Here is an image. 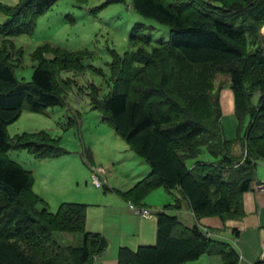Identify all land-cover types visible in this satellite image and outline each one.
I'll return each mask as SVG.
<instances>
[{
  "label": "trees",
  "instance_id": "1",
  "mask_svg": "<svg viewBox=\"0 0 264 264\" xmlns=\"http://www.w3.org/2000/svg\"><path fill=\"white\" fill-rule=\"evenodd\" d=\"M55 0L0 2V264H93L107 244L105 236L84 228L85 203L60 200L50 210L30 188V170L9 158V149L25 148L34 157L65 150L45 130L8 136L5 124L20 108L41 111L61 102L53 80L55 65L80 64L75 52L54 50L53 57H32L29 80L13 74L10 35L29 32L34 18ZM134 10L167 26L156 38L135 22L129 42L151 45L112 53L111 89L95 106L148 171L119 191L125 200L142 204L144 195L161 186L173 198L154 212V242L134 248L119 245L116 264H183L201 253H218L222 264L238 257L226 241H217L195 223L184 224L174 212L184 199L193 216L242 214L241 194L251 185L256 161L264 160V0H132ZM143 45V44H142ZM135 65L129 67L128 63ZM116 72V73H115ZM228 76L235 133L225 138L219 121L217 74ZM257 93L252 101V95ZM240 146L232 151V143ZM203 153L208 157L204 158ZM55 231L79 232L77 244L61 243ZM257 264V263H255Z\"/></svg>",
  "mask_w": 264,
  "mask_h": 264
},
{
  "label": "rangeland",
  "instance_id": "2",
  "mask_svg": "<svg viewBox=\"0 0 264 264\" xmlns=\"http://www.w3.org/2000/svg\"><path fill=\"white\" fill-rule=\"evenodd\" d=\"M16 1L0 0L8 5ZM131 1L55 0L34 18L29 32L10 35L5 40V48L10 51L9 60L13 63L12 71L18 80H29L37 61L32 54L37 48H43L41 56L50 59L54 50L80 55V64L68 62L64 68L54 67L53 80L61 88L59 104L46 106L41 111L20 108L16 117L5 124L8 136L45 130L65 151L50 157H34L25 148H13L6 154L30 170V188L43 198L50 210H54L60 200L84 202V228L101 233L102 224L110 215L118 220L122 207L127 208V201L119 191L130 186L134 176L148 166L103 120L94 102L112 87L109 62L113 52L121 54L137 47L151 50L147 43L129 42L127 36L135 22L154 25L145 27L151 32L153 40L150 42L167 36L166 25L137 13ZM4 17L0 11V22ZM258 33L264 35V23L259 26ZM128 65L132 67L135 63ZM214 81L226 86L228 76L217 74ZM256 94L252 95L253 102ZM232 151L239 153L240 148L235 144ZM203 154L204 158L208 157ZM94 166L103 167L100 177L104 178V183L99 186L90 180V169ZM260 168L256 165L258 172ZM172 198L157 186L144 195L141 205H134L146 207L151 213L148 217L154 218L155 208L172 202ZM175 210L168 208L167 212ZM110 230L107 225V231ZM54 237L63 244H77L81 240L79 232L55 231Z\"/></svg>",
  "mask_w": 264,
  "mask_h": 264
},
{
  "label": "crops",
  "instance_id": "3",
  "mask_svg": "<svg viewBox=\"0 0 264 264\" xmlns=\"http://www.w3.org/2000/svg\"><path fill=\"white\" fill-rule=\"evenodd\" d=\"M218 104L223 136L231 138L235 133L236 121L233 114L232 93L224 83L218 89ZM235 144L240 148L237 142H233L232 146L235 147ZM256 165L261 166L259 172ZM147 171L148 167H145L134 176L133 182ZM260 182L263 183V187L254 188V185ZM241 205L243 212L238 217L221 218L218 215H204L195 218L187 202L182 199L174 213L184 224L195 223L201 231L208 230L211 239L228 242L237 254L236 264H264V160L262 159L256 161L251 185L241 194ZM158 209L160 207L157 206L155 211ZM121 211L120 219L117 220L114 215L112 217L110 215L102 224L101 231L107 236L104 235L107 244L103 251L93 257V264H116L119 245L133 248L137 244L154 242L155 217L142 216L128 206L122 207ZM107 225L110 226V231H107ZM183 264H222V259L218 253H201Z\"/></svg>",
  "mask_w": 264,
  "mask_h": 264
},
{
  "label": "built area",
  "instance_id": "4",
  "mask_svg": "<svg viewBox=\"0 0 264 264\" xmlns=\"http://www.w3.org/2000/svg\"><path fill=\"white\" fill-rule=\"evenodd\" d=\"M103 173V167L101 166H94L90 169V180L94 185H99L101 182L104 181V178L99 177ZM263 187V183H256L254 188H261ZM127 205L129 208L133 209L134 211L138 212L142 216H150V211L146 207H135L131 202L127 201ZM205 234H209L208 231H205Z\"/></svg>",
  "mask_w": 264,
  "mask_h": 264
}]
</instances>
